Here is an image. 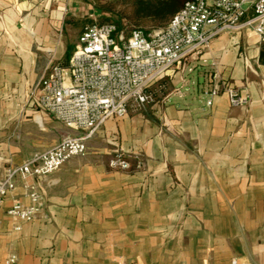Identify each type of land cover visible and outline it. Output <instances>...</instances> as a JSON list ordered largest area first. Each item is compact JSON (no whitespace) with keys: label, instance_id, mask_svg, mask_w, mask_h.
<instances>
[{"label":"crops","instance_id":"0c3cea01","mask_svg":"<svg viewBox=\"0 0 264 264\" xmlns=\"http://www.w3.org/2000/svg\"><path fill=\"white\" fill-rule=\"evenodd\" d=\"M86 5L0 0V179L77 134L38 108L35 87L51 63H68ZM226 88L245 105L232 107ZM86 147L41 181L31 221L5 214L29 204L15 179L0 209V264H264V44L250 27L176 64L153 104L106 121ZM117 153L129 170L109 166Z\"/></svg>","mask_w":264,"mask_h":264},{"label":"built area","instance_id":"2783aa9c","mask_svg":"<svg viewBox=\"0 0 264 264\" xmlns=\"http://www.w3.org/2000/svg\"><path fill=\"white\" fill-rule=\"evenodd\" d=\"M247 11L251 16L243 21ZM244 26L264 44V0L188 1L165 26L148 32L135 27L125 34L111 22L93 20L86 24L68 63H51L35 87L38 108L77 134L62 138L20 165L8 167L0 179V209L19 178L29 204L14 203L5 214L12 221L33 220L42 207L45 191L41 181L46 176L69 159L84 156L87 140L106 121L153 104L155 92L163 87L176 64L207 50L220 33ZM224 92L232 107L245 105V99L233 89ZM218 94L217 86H212L206 105L210 106ZM109 166L130 169L122 153H117ZM28 179L34 184H27ZM14 260L9 256L3 264H13ZM229 264L238 262L233 259Z\"/></svg>","mask_w":264,"mask_h":264},{"label":"trees","instance_id":"16d2710c","mask_svg":"<svg viewBox=\"0 0 264 264\" xmlns=\"http://www.w3.org/2000/svg\"><path fill=\"white\" fill-rule=\"evenodd\" d=\"M188 1L193 0H129L131 11L126 18L129 24L133 25L128 28V32L139 26L147 27L148 31L162 28ZM105 10L112 12L110 8ZM110 22L120 29V24L117 21L109 20L101 23Z\"/></svg>","mask_w":264,"mask_h":264},{"label":"rangeland","instance_id":"374dc122","mask_svg":"<svg viewBox=\"0 0 264 264\" xmlns=\"http://www.w3.org/2000/svg\"><path fill=\"white\" fill-rule=\"evenodd\" d=\"M87 9L85 12L89 11V14H85L83 21L84 24H89L93 20L97 23L106 22V21H117L120 24V30L124 31L126 34L128 28L132 26L129 24L126 16L130 13L129 0H85ZM110 8L112 11L107 12L105 9ZM92 14V16H89ZM122 15V16H120ZM145 32H148L147 27L139 26ZM70 52L67 53L66 59L69 58Z\"/></svg>","mask_w":264,"mask_h":264}]
</instances>
